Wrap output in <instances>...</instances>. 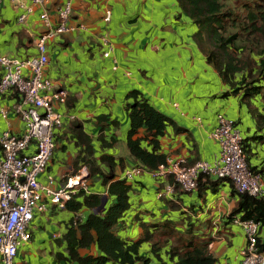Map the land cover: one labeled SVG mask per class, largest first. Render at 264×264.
Listing matches in <instances>:
<instances>
[{
	"label": "crops",
	"instance_id": "obj_1",
	"mask_svg": "<svg viewBox=\"0 0 264 264\" xmlns=\"http://www.w3.org/2000/svg\"><path fill=\"white\" fill-rule=\"evenodd\" d=\"M62 1L45 0L44 7L54 21ZM24 3L31 5L30 0H24ZM106 9L111 12L108 22L103 19ZM41 10V7L31 5V12L21 24L16 20L22 12L17 3L1 2L0 55L25 57L35 53L34 40L43 27L39 19ZM69 24L72 29L49 44V62L44 73L67 91L68 99L74 98L73 106L67 107L66 102L57 105L64 116L63 125L56 129L55 149L45 173L40 176L42 181L50 174L58 184L63 175L85 165L78 160L75 162L78 147L71 136L72 122H77L92 138L94 157L109 153L125 159L120 178L130 165L136 164L125 143L129 127L126 94L133 89L139 90L154 107L187 130L175 133L172 127L168 128L161 138L166 159L184 157L187 164L196 160L211 161L219 147L209 134L220 113L238 122L235 124L243 137L254 133V118L245 106L239 105L238 96H223L229 88L194 42L195 25L177 0H73ZM105 33L113 44L108 56L102 55L107 49L101 40ZM17 101L14 93L1 96V106L8 113L6 119L0 115V133L6 129L19 132L22 128L20 118L11 110ZM253 103L260 109L261 104ZM102 115L118 119L120 124L112 125L108 120V126L101 130L97 118ZM100 133L106 143L114 141L113 145L103 147L98 138ZM250 147L253 155L249 163L260 166L264 163V143H251ZM145 173L135 177L138 179L129 193L131 206L119 231L122 238L135 239L141 233L136 216L149 220L150 217L142 213L151 211L161 212V218H166L172 211L171 199L179 197L182 201L179 210L188 211L185 208L192 207L190 215L200 221L207 219L215 223L211 224L213 227L208 235L213 238L209 252L217 259V264L240 263L239 251L245 245L246 237L241 226L233 223V218L240 214L227 219L238 197L231 182L219 183L215 192L206 189L205 202L199 198L198 189L157 198L160 182ZM89 182L87 180V193L103 192L97 181L92 186ZM103 196H106L107 204L110 198L106 193ZM76 214L77 219L84 220L88 209L72 213L47 203L43 213L35 214L31 238L19 246L14 264H59L56 254L66 253L62 239L66 222L71 217L76 218ZM186 215L184 213V217ZM81 251L86 252L85 249ZM89 251L94 252L95 247L91 246ZM139 252L155 262L148 242L141 244Z\"/></svg>",
	"mask_w": 264,
	"mask_h": 264
},
{
	"label": "trees",
	"instance_id": "obj_2",
	"mask_svg": "<svg viewBox=\"0 0 264 264\" xmlns=\"http://www.w3.org/2000/svg\"><path fill=\"white\" fill-rule=\"evenodd\" d=\"M177 2L195 25L192 37L197 47L229 88L223 96H238L239 105L245 106L254 118V133L243 137V148L248 155L249 168L264 178V163L260 166L249 163L253 155L250 144L264 143V0H242L239 3L238 0ZM73 99H66L67 107L73 106ZM126 100L129 127L125 143L131 159L136 162L129 167L140 166L148 172L154 171L166 162L161 138L167 134L168 128L172 127L175 133L187 130L154 107L137 89L128 91ZM253 101L261 104L260 109ZM108 120L109 124H120L118 119L102 115L97 118L101 130L108 126ZM71 126V136L78 147L75 162L81 161L89 168V186L97 181L104 190L101 193H87L86 189H81L66 203L64 208L67 211L73 213L88 209V214L84 220L71 217L66 222L67 228L62 236L66 253L56 254L59 264H217V259L209 252V243L213 240L208 235L213 227L210 220L200 221L190 215L192 207L185 208L188 211L179 210L182 205L179 197L171 199L170 205L172 210H179L180 219L161 218V212L144 211L142 214L150 217L149 220L135 217L141 229L139 236L135 239L122 238L119 231L123 217L131 206L129 193L138 178H120L119 172L125 168V159L109 153L94 157L92 138L83 132L77 122H72ZM98 138L103 147H110L114 143H106L102 133ZM153 179L160 182L158 190L171 183L175 185V195L193 191L181 189L173 177ZM224 180L198 179L194 190L198 189L199 198L205 202L206 189L215 192L218 184ZM233 191L238 197L227 219L240 214L242 220L256 221L260 226L259 239L264 242V197ZM104 193L110 199L103 210L95 212ZM184 213L187 214L185 217ZM144 242L149 243L155 262L140 254L139 248ZM91 246L95 247L94 252L89 251ZM81 249L86 252L82 253Z\"/></svg>",
	"mask_w": 264,
	"mask_h": 264
},
{
	"label": "built area",
	"instance_id": "obj_3",
	"mask_svg": "<svg viewBox=\"0 0 264 264\" xmlns=\"http://www.w3.org/2000/svg\"><path fill=\"white\" fill-rule=\"evenodd\" d=\"M3 0H0V4ZM22 9L17 16L18 23H24L31 5L42 8L39 19L42 24L34 40L35 53L25 57L0 55V99L14 93L18 97L11 110L20 118L19 132L6 129L0 133V263L14 264L20 245L31 238L33 219L36 213H43L47 203L64 208L72 195L87 189L89 169L81 165L71 174L62 176L55 189L46 186L40 176L45 173L55 148L56 129L63 125V113L58 104H64L67 91L44 73L49 62L48 46L59 35L72 29L69 24L73 0H63L57 8L56 21L51 19L44 7L45 0H9ZM111 12L106 9L104 21L110 20ZM84 29L85 27L82 26ZM107 49L103 56L113 50L107 33L101 35ZM7 110L1 106L0 115L7 118ZM209 137L218 143V151L211 161L196 160L187 164L184 157L167 158L156 170L148 172L140 166L125 170L124 177L133 179L144 172L174 182L186 191L196 188L198 179L219 178L231 182L237 193H248L257 198L264 197V180L260 173L249 168L248 156L243 148V135L235 121L224 114L217 115V124ZM49 184L55 178L46 174ZM175 193V185L166 183L157 191V198ZM78 214H76V218ZM233 223L241 226L246 237L245 245L239 251V264H264V242L259 238V223L252 219L242 220L235 216ZM212 244L209 243V247Z\"/></svg>",
	"mask_w": 264,
	"mask_h": 264
},
{
	"label": "rangeland",
	"instance_id": "obj_4",
	"mask_svg": "<svg viewBox=\"0 0 264 264\" xmlns=\"http://www.w3.org/2000/svg\"><path fill=\"white\" fill-rule=\"evenodd\" d=\"M230 1L233 2V0H230ZM239 2H242V0H238V3H239ZM53 177H54V176H53ZM42 182H43L46 186H48L49 188H51V189H55L56 186H57L56 179H55V183H54V184H49V183L45 180V178L43 179ZM167 218H170V219H173V220H177V219H180L181 217H179V212H178V211H174V210H172V211L169 212V214H167ZM210 222H211V224H215L213 221H210ZM179 229H181V226L179 227Z\"/></svg>",
	"mask_w": 264,
	"mask_h": 264
},
{
	"label": "water",
	"instance_id": "obj_5",
	"mask_svg": "<svg viewBox=\"0 0 264 264\" xmlns=\"http://www.w3.org/2000/svg\"><path fill=\"white\" fill-rule=\"evenodd\" d=\"M106 201H107L106 196H103L100 205L96 208L95 211L103 210L105 208Z\"/></svg>",
	"mask_w": 264,
	"mask_h": 264
}]
</instances>
